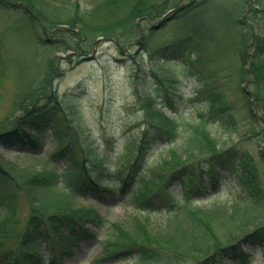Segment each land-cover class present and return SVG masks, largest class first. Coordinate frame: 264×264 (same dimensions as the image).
Instances as JSON below:
<instances>
[{
  "label": "trees",
  "instance_id": "1",
  "mask_svg": "<svg viewBox=\"0 0 264 264\" xmlns=\"http://www.w3.org/2000/svg\"><path fill=\"white\" fill-rule=\"evenodd\" d=\"M93 1L94 8L85 12L79 11L77 4L72 6L71 17L62 9L64 1L58 6L38 0H0V6L8 9L12 2H21L24 15L32 23L48 28L66 25L69 29L59 28L58 33L71 32L75 26L83 36L113 39L124 48L139 36L141 21L173 8L171 20L163 22L167 23L193 8L196 0L187 5L181 4L183 0H167L157 9L149 0ZM89 19L97 22H88ZM192 46L193 41L173 40L154 49L151 58L175 56L192 61ZM240 55V75L251 87L243 91L247 100L244 109L254 130L260 129L255 137H260L264 135V38L253 35L244 43ZM40 89L27 90L29 93L16 103L15 115L0 121L1 146L29 145L40 152L42 161L41 167L28 165L18 168L15 174H6L0 166V180L4 178L15 190L0 199V264H46L45 259L52 264L57 256L90 238L99 241L98 261L103 263L129 260L133 264H251V256L243 247L264 243V184H258L250 172L252 184L247 179L239 184L241 191L222 212L191 204L209 198L210 193L222 187L220 170H236L238 158L249 160L245 138L239 137L228 145L212 135L215 125L229 140L235 137L233 111L226 98L207 90L203 94L207 111L200 113L198 120L188 122L167 118L165 107L171 105L157 107L159 103L153 96L145 105L146 97L139 93L145 124L142 132L131 135L121 149L111 144L102 150L93 134L86 135L89 128L79 111L68 114L65 106L51 105L46 88ZM55 125L64 126L67 133L56 134L58 145L41 153L45 145H40L28 131L36 130L42 136L43 129H53ZM156 145L169 150L154 165L146 157ZM260 153L263 158L264 151ZM87 193H93L98 200L108 195L116 197L131 207L132 214L123 221H107L94 209L78 203L77 199ZM140 214H159L167 220L163 228L153 229L142 222ZM87 225L101 229L104 238H98ZM61 231L66 235L49 249L48 257L42 256L37 251L41 241Z\"/></svg>",
  "mask_w": 264,
  "mask_h": 264
},
{
  "label": "rangeland",
  "instance_id": "2",
  "mask_svg": "<svg viewBox=\"0 0 264 264\" xmlns=\"http://www.w3.org/2000/svg\"><path fill=\"white\" fill-rule=\"evenodd\" d=\"M38 1L58 6L64 1L62 9L68 17H71L73 12L69 10L75 4L81 12L93 9L96 4L93 0ZM149 1L155 9L167 2ZM189 3L191 0H183L181 4ZM194 4L193 8L181 12L180 17L167 23L163 22L171 20L173 8L149 21H141L139 36L136 35L135 40L124 48L116 45L113 39L83 36L75 26L70 30L72 34L57 32L59 28L66 29V25L48 28L32 23L24 15L21 2H12L8 9L0 6V121L13 113L15 115L16 103L29 93L27 90L40 91L44 86L51 105L65 106L68 114L73 111L81 113L89 128L86 135L93 134L102 150L111 144L121 149L131 135L140 134L145 127L139 93L146 97L143 100L145 105L152 96L159 103L157 107L170 104L171 107H165L167 118H183L192 122L198 120L200 113L207 111L203 94L214 90L226 98L232 108L231 122L236 125V133L229 140L228 135L214 125L212 135L220 142H228V145L239 137L245 138L248 141L244 144L245 153L249 160L238 158L234 163L236 170H220V175L225 178L219 177L222 187L210 193L209 198L191 204L194 208L212 207L211 211L227 210L234 202V196L241 191L239 184L246 179L252 184L250 177L253 176L258 184H264V155L261 158L260 153L264 151V135L255 137L260 129L254 130V123L244 109L247 100L243 91L251 87H247L240 75V54L244 43L253 35L264 38V0H196ZM141 39L142 45L139 44ZM179 39L189 43L193 41L192 61L175 56L151 58L154 49ZM138 69L141 71L136 73ZM205 83L207 86L203 85ZM42 132V136L35 130H29L28 134L40 145L54 149L59 142L56 134L64 136L67 130L62 125H55L53 129L47 128ZM47 134H52V137H44ZM47 149L42 148L41 153ZM168 150L156 145L146 161L157 165L167 156ZM41 162L40 152L32 150L29 145H0V166L6 174L18 173V168L24 169L28 165L41 167ZM14 191V187L1 178L0 199L6 192ZM77 201L110 222L123 221L132 214L131 207L109 195L98 200L93 193H87ZM19 208L24 211L22 204ZM139 218L153 229L163 228L167 220L159 214H140ZM87 228L98 238H104L101 229L91 225ZM65 235L66 231H61L51 239L46 238L37 251L48 257L49 249ZM243 248L251 256V264H264V243ZM100 255L99 241L90 238L79 247L57 256L52 264H133L129 260L103 263L98 261ZM45 263H48L47 259Z\"/></svg>",
  "mask_w": 264,
  "mask_h": 264
},
{
  "label": "water",
  "instance_id": "3",
  "mask_svg": "<svg viewBox=\"0 0 264 264\" xmlns=\"http://www.w3.org/2000/svg\"><path fill=\"white\" fill-rule=\"evenodd\" d=\"M168 14H169V13H168ZM168 14L166 15V17L168 16ZM166 17H165V18H166ZM160 24H161V22L158 24V26H159Z\"/></svg>",
  "mask_w": 264,
  "mask_h": 264
}]
</instances>
